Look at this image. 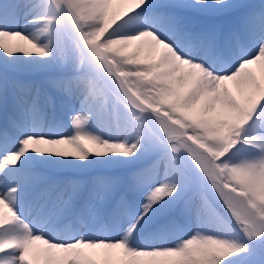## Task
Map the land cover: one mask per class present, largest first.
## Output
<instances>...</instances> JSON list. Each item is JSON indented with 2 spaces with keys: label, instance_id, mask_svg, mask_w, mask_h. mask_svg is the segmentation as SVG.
<instances>
[{
  "label": "snow or ice",
  "instance_id": "snow-or-ice-1",
  "mask_svg": "<svg viewBox=\"0 0 264 264\" xmlns=\"http://www.w3.org/2000/svg\"><path fill=\"white\" fill-rule=\"evenodd\" d=\"M0 264H264V0H2Z\"/></svg>",
  "mask_w": 264,
  "mask_h": 264
},
{
  "label": "rangeland",
  "instance_id": "rangeland-1",
  "mask_svg": "<svg viewBox=\"0 0 264 264\" xmlns=\"http://www.w3.org/2000/svg\"><path fill=\"white\" fill-rule=\"evenodd\" d=\"M0 2H2V0H0ZM19 27L22 28V29L24 28V21H23L22 18H21V20H20Z\"/></svg>",
  "mask_w": 264,
  "mask_h": 264
}]
</instances>
